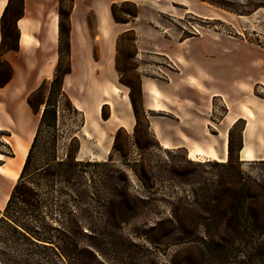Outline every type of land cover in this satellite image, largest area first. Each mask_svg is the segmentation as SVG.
<instances>
[{
	"label": "rangeland",
	"instance_id": "374dc122",
	"mask_svg": "<svg viewBox=\"0 0 264 264\" xmlns=\"http://www.w3.org/2000/svg\"><path fill=\"white\" fill-rule=\"evenodd\" d=\"M212 1L220 2L221 8L193 0L190 13L181 18L162 16L168 28L165 37L173 39L171 50L148 49L135 61L136 36L128 32L119 37L117 86L132 87L138 119L129 133L114 131L116 119L108 125L103 122L109 115L107 106L99 116L90 118L88 113L84 118L59 99L56 130L41 129L24 173L28 186H37L42 201L41 211L33 214L56 229L48 231L55 239L57 257L35 240L31 241L36 247L21 239L4 219L0 264H264V160L238 159L244 122L227 124L233 144L228 164V158L223 162L214 152L211 160L202 161L187 157L182 149H163L144 120L164 115L145 114L139 93L141 75L157 79L189 74L214 84L223 95V99L205 95L209 107L213 106L209 115L213 123L225 106L251 105L242 109L245 136L257 141L264 159V0ZM68 7L64 2V10ZM20 10V0H12L5 21L8 39L1 52L17 42L13 24ZM133 11L132 5L120 4L115 15L128 19L124 13ZM89 21L94 35L93 17ZM66 42L61 41L62 70L68 59ZM97 54L95 48L94 60ZM82 57L83 49L77 46L74 73L65 77L63 90L73 106L88 111L102 100V82L85 79V73L96 75L99 70L92 59L85 66ZM139 65L148 71H137ZM6 73L5 68L0 70V80ZM48 92L47 85L42 94L46 97ZM38 99H33L37 108ZM236 205L241 207L232 218L231 208ZM21 208L14 205L13 214L30 225Z\"/></svg>",
	"mask_w": 264,
	"mask_h": 264
},
{
	"label": "crops",
	"instance_id": "0c3cea01",
	"mask_svg": "<svg viewBox=\"0 0 264 264\" xmlns=\"http://www.w3.org/2000/svg\"><path fill=\"white\" fill-rule=\"evenodd\" d=\"M191 1L193 0H72L69 15V74L74 73V50L79 46L83 49L82 59L85 66H90L92 59L99 70L96 75L85 73V79L102 82L101 102L88 111L77 104L73 106L76 111H80L84 118H87L88 113V117L94 118L99 116L101 108L107 106L109 115L103 122L108 125L116 119L118 124L114 131L122 129L129 133L135 125V117L129 100L130 89L124 90L117 86L119 73L115 62L119 37L128 32L136 36L135 45L138 52L135 61H140L143 54L149 53L148 49H169L173 39L165 37L168 28L161 18L164 15L181 18L190 13L188 9ZM8 3L9 0H0V40L1 16ZM123 3L135 5L137 16L127 23H116L111 16V6ZM58 6V0H22L21 15L14 22L18 31L17 50L1 53V61L11 67L12 74L8 83L0 87V217L29 153L42 111V107L38 112L33 111L28 105V97L44 81L52 79L58 63ZM90 17L94 19V35L91 33ZM23 36L27 37L26 43L22 42ZM184 42L185 40L180 44ZM95 48L98 53L96 60L93 59ZM150 53L169 57L168 53ZM137 71L148 70L139 65ZM201 88L206 92H202ZM139 89L145 114L164 115L146 117L150 132L163 149H182L187 157L202 161L211 160L210 153L214 152L225 162L228 158L227 124L231 120V124L242 120L246 127L241 131L242 145L237 154L238 159L245 162L242 159V151L247 120L242 109L250 108L251 105L242 103L237 108L225 106L223 115L213 123L209 118L213 106L210 104L209 107L205 95L211 99H223V95L214 90V84L189 74L179 78L178 73H172L167 74L166 78L157 79L141 75ZM114 90L117 95L113 94ZM152 92L157 94L158 99H155ZM210 124L214 125V133H210ZM84 127L85 123L81 127L83 131ZM96 128V125L90 126L92 131ZM247 139L248 144H251V139ZM197 150L200 152L194 154ZM80 151L81 145L78 153ZM250 153L254 156L253 161L264 160L257 150V141L252 143ZM20 155L19 168L15 170L16 178L11 179L10 173L13 169L9 164L16 161Z\"/></svg>",
	"mask_w": 264,
	"mask_h": 264
},
{
	"label": "trees",
	"instance_id": "16d2710c",
	"mask_svg": "<svg viewBox=\"0 0 264 264\" xmlns=\"http://www.w3.org/2000/svg\"><path fill=\"white\" fill-rule=\"evenodd\" d=\"M12 0H9L8 5L5 7L3 14L1 16V40H0V57H1V51L2 48L8 39L5 35V21H6V16L9 11V4ZM59 1V6H58V17H59V48H58V54H59V59L57 66L55 68L53 77L50 81H44L38 88L35 90L29 97H28V105L33 111L38 112L39 108L42 107L39 123L37 126V130L33 139V142L31 144L29 153L26 157L25 163L22 167L21 173L19 175V178L16 182V184L13 187V190L9 196V199L7 201L6 207L3 211L2 217H0V223L4 221V219H8L9 225L11 230L18 235L21 239L24 241H28L31 245L37 246L36 243H33L31 240H35L37 243H40L42 248L47 249L50 248V250L53 252V254L57 257V254L55 253L54 250V238L51 237L48 229L51 231H54L56 229L51 228L48 226L45 222H42L41 218H39L37 215L33 214L35 212H40L42 209V201L40 199V194L37 190V186H28V182L24 180V173L26 171V168L28 166V163L30 161L31 153L32 150L35 146L37 137L44 127L51 129V130H56L57 123H58V108H59V99L63 98L65 102L68 105V110L75 113L77 112L76 109L73 107L71 104L69 98L63 91V79L64 77L69 74L70 72V63H69V15L71 12V5H72V0H58ZM201 2L207 3L209 5H214L219 8H221V3L220 2H215L212 0H199ZM67 2L69 4V7L67 10H64L63 8V3ZM21 6H22V0H20ZM123 5H132L134 7L133 12H125L124 15L128 17V19H123L119 20L116 15H115V8L116 5L111 6V16L113 20L116 23H127L131 20H133L137 16V7L131 3H123ZM21 15V10L19 11L17 18L20 17ZM16 18V19H17ZM14 31L18 35V31L15 27V24H13ZM62 39H65L66 42V54H67V62H66V67L62 70L61 69V41ZM18 40V37H17ZM17 50V42L7 46L5 51H16ZM2 68H5L7 73L6 77L3 80H0V87H3L5 84L8 83V81L11 78L12 74V69L11 67L6 63L1 61L0 59V70ZM116 70L118 73H121V71L116 67ZM49 86V92L47 93L48 96L45 97L44 94H42V91L46 86ZM129 89V100L131 103V107L133 110V114L136 120V124H138V119L136 115V108H135V100L132 94V87L129 85H126ZM140 93V90H139ZM35 97H39L37 100L39 107L37 108L34 104L33 99ZM141 97V96H140ZM144 120L147 124V129H149L148 121L144 117ZM242 121L238 120L237 122ZM236 122V123H237ZM234 123L233 125H235ZM119 131V130H118ZM117 131V132H118ZM117 134L114 138V142L116 141ZM241 143L239 144L238 150L241 149ZM79 150V147L77 151ZM227 152H228V164L232 163V152H233V144H232V133L231 130L228 132V144H227ZM236 186L239 188L238 192L242 193V184L240 181L236 182ZM240 198V196H238ZM255 199H257L256 196H254ZM233 199V198H232ZM235 201V200H234ZM236 203H239V200L235 201ZM16 205H21L24 208H21V212L25 214V216H29L30 219V225L26 223L27 220H23L22 217H18L16 214H13L12 212V207ZM241 206L236 205L235 207L231 208V213H232V218L236 217L237 211H239ZM32 222L39 226H31ZM41 226V227H40ZM40 227V228H39Z\"/></svg>",
	"mask_w": 264,
	"mask_h": 264
},
{
	"label": "bare ground",
	"instance_id": "6f19581e",
	"mask_svg": "<svg viewBox=\"0 0 264 264\" xmlns=\"http://www.w3.org/2000/svg\"><path fill=\"white\" fill-rule=\"evenodd\" d=\"M26 41H27V37L26 36H23V38H22V42L23 43H26ZM153 93V95H154V97H155V99H158V96H157V94L155 93V92H152ZM151 93V94H152ZM231 122H232V120L230 121V124H231ZM234 123V122H233ZM232 123V124H233ZM231 124V125H232ZM157 130V129H156ZM228 132V131H227ZM226 143V133H224V144ZM244 147H243V151H242V159H246V160H250V159H252V155H251V153H250V148H249V144H248V139L246 138V139H244ZM226 146V145H225ZM225 146H223V149L225 148ZM21 151V150H20ZM199 153L200 151L199 150H197L196 152H194V154L195 153ZM224 153H225V150H224ZM21 157V155L19 156V158L16 160V161H14V162H12V163H10L9 164V166L13 169V172H11L10 173V176H11V179H14V178H16V173H15V170H17L18 168H19V162H20V158Z\"/></svg>",
	"mask_w": 264,
	"mask_h": 264
}]
</instances>
